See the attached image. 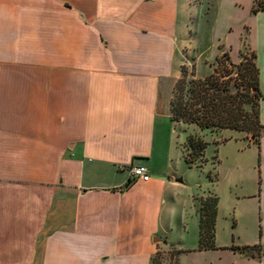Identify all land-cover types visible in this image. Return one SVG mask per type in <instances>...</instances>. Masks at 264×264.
<instances>
[{
	"label": "crops",
	"instance_id": "1",
	"mask_svg": "<svg viewBox=\"0 0 264 264\" xmlns=\"http://www.w3.org/2000/svg\"><path fill=\"white\" fill-rule=\"evenodd\" d=\"M238 6L262 129L218 143L202 195L217 198L214 250L232 213L251 230L234 264H264V11ZM188 19L189 0H0V264H154L175 223L198 245L202 185L181 205L174 168L191 134L176 143L167 106L181 67L204 78L183 63Z\"/></svg>",
	"mask_w": 264,
	"mask_h": 264
},
{
	"label": "rangeland",
	"instance_id": "2",
	"mask_svg": "<svg viewBox=\"0 0 264 264\" xmlns=\"http://www.w3.org/2000/svg\"><path fill=\"white\" fill-rule=\"evenodd\" d=\"M248 0H189V19L187 21V29L183 36L184 48L186 49V57L184 64L195 67V74L198 77L205 78L212 73L213 68L216 67V61L212 64L213 56L227 55L229 60L246 58V63L251 66L253 63L251 53L248 51L239 50L236 48L239 43L240 32V15L237 14L238 4L245 3ZM264 5V0H259ZM181 39V41H182ZM238 62V63H239ZM234 63V64H238ZM187 79H192L189 76L187 68L183 67ZM221 71V70H220ZM173 97V89L167 102L169 109V102ZM254 107L250 111V105L245 106L249 110L250 119H254L256 112V105L258 99L254 101ZM163 103V102H162ZM165 105V104H164ZM163 106V105H162ZM170 116V113H169ZM180 125V124H179ZM184 129L185 132L182 130ZM196 135L207 143L202 155H200L198 148L194 151L183 147L182 152L188 154V158L195 164H202V168L194 169L187 168L180 160L174 164L176 170L175 174L179 179L185 182L186 186H181L182 200L180 204L185 205L187 193L191 185H202L196 194L197 197H204L202 195L208 189L207 172L215 166L218 157V143L223 140L233 141L240 140L238 132L224 130L219 132L216 136L214 132H207L198 129L195 126H177L175 141L176 143L183 142L186 135ZM261 134V128L257 126L254 137L251 133H245L246 138H253L257 142ZM210 178L213 177L214 172H209ZM208 205L212 206V198L208 195ZM198 199V198H197ZM184 201V202H183ZM187 222V221H186ZM251 230L245 223L238 225L234 224L233 214L221 215L219 228L216 230V245L217 250H206L204 252H197L195 239L191 225L187 229V233L179 230L175 223L173 231L169 234L168 243L173 246H159L161 250L157 252L154 258V264H234V257L232 249L237 248V243L250 242ZM161 242V241H159ZM243 253H250L249 250H241ZM184 253L183 255H181Z\"/></svg>",
	"mask_w": 264,
	"mask_h": 264
},
{
	"label": "trees",
	"instance_id": "3",
	"mask_svg": "<svg viewBox=\"0 0 264 264\" xmlns=\"http://www.w3.org/2000/svg\"><path fill=\"white\" fill-rule=\"evenodd\" d=\"M264 11V5L261 1L255 0L253 13ZM252 60L254 58L251 54ZM216 67L212 73L203 78L190 80L181 67L180 77L173 86V97L169 102L170 120L178 125H194L202 131L220 132L231 130L242 133L254 132L258 127L261 128L258 120V103L256 105L255 120L250 119L249 110L245 106L250 105L252 111L254 100L259 101L258 89V71L254 64L249 66L246 58L242 56L238 64L232 63L227 55L218 57ZM221 70V71H220ZM262 129V128H261ZM223 140L222 142H224ZM207 143L196 135H189L182 145L192 151L197 147L200 155L204 151ZM183 153V152H182ZM185 164L196 169L202 168V164H195L188 158V154L183 153ZM207 174L210 182L214 181ZM208 196V195H207ZM200 197L199 202V239L197 251L213 250L214 247V225L216 217V201L212 198V206L208 205V198ZM253 247H244V250L256 249Z\"/></svg>",
	"mask_w": 264,
	"mask_h": 264
},
{
	"label": "built area",
	"instance_id": "4",
	"mask_svg": "<svg viewBox=\"0 0 264 264\" xmlns=\"http://www.w3.org/2000/svg\"><path fill=\"white\" fill-rule=\"evenodd\" d=\"M128 169L131 173V180H142L149 181L150 174L146 167L143 166H131V167H121L120 170L124 171Z\"/></svg>",
	"mask_w": 264,
	"mask_h": 264
},
{
	"label": "water",
	"instance_id": "5",
	"mask_svg": "<svg viewBox=\"0 0 264 264\" xmlns=\"http://www.w3.org/2000/svg\"><path fill=\"white\" fill-rule=\"evenodd\" d=\"M178 182H179V183H181L182 181H181V180H179Z\"/></svg>",
	"mask_w": 264,
	"mask_h": 264
}]
</instances>
